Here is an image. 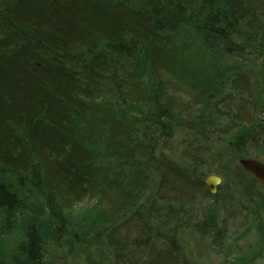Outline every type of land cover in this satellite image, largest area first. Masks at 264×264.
Wrapping results in <instances>:
<instances>
[{"label": "trees", "instance_id": "obj_1", "mask_svg": "<svg viewBox=\"0 0 264 264\" xmlns=\"http://www.w3.org/2000/svg\"><path fill=\"white\" fill-rule=\"evenodd\" d=\"M263 111L264 0H0V264L229 251L264 225Z\"/></svg>", "mask_w": 264, "mask_h": 264}, {"label": "rangeland", "instance_id": "obj_2", "mask_svg": "<svg viewBox=\"0 0 264 264\" xmlns=\"http://www.w3.org/2000/svg\"><path fill=\"white\" fill-rule=\"evenodd\" d=\"M261 121L264 120V111L260 114ZM263 123V122H262ZM179 144V138L176 139L174 143V147H177ZM179 149L174 155L178 158L180 154ZM222 150V147L217 148L215 151V156L219 154ZM225 162V161H222ZM218 175V174H215ZM95 204L90 201H85L77 207L76 211L81 209H90L94 207ZM242 218L233 223V230L231 235H229L228 244L230 246V250L227 252L219 251L216 248H212L210 246V242L200 238L197 241V237L195 238H185L189 241V254L192 260L196 264H237L235 263L237 260L242 259L243 257L257 254L259 250L264 246V225H258L254 223L253 225H248L246 228L245 225L242 224ZM230 251L232 252L231 254ZM229 254V255H228ZM72 264H84L81 260L73 261ZM253 264H264V255L263 257H257Z\"/></svg>", "mask_w": 264, "mask_h": 264}, {"label": "water", "instance_id": "obj_3", "mask_svg": "<svg viewBox=\"0 0 264 264\" xmlns=\"http://www.w3.org/2000/svg\"><path fill=\"white\" fill-rule=\"evenodd\" d=\"M239 164L244 170L253 174L257 181L264 187V162L259 160L241 159ZM205 183L208 186L210 192L212 194H216L218 187L223 183V179L216 175H209L206 177Z\"/></svg>", "mask_w": 264, "mask_h": 264}, {"label": "bare ground", "instance_id": "obj_4", "mask_svg": "<svg viewBox=\"0 0 264 264\" xmlns=\"http://www.w3.org/2000/svg\"><path fill=\"white\" fill-rule=\"evenodd\" d=\"M241 159H246V160H259V161H262L264 162V159H262L260 156H256V155H253V156H247V157H242ZM240 159V160H241ZM239 160V161H240ZM248 172V171H247ZM256 179V178H255ZM206 184V183H205ZM207 186V185H206ZM208 188V186H207ZM209 189V188H208ZM218 192V191H217ZM217 194V193H216Z\"/></svg>", "mask_w": 264, "mask_h": 264}]
</instances>
